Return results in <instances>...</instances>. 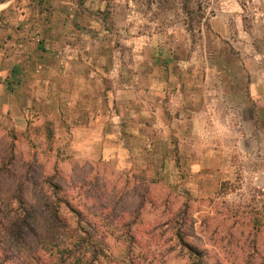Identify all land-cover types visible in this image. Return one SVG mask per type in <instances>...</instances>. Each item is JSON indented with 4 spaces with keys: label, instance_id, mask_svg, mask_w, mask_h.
Segmentation results:
<instances>
[{
    "label": "rangeland",
    "instance_id": "1",
    "mask_svg": "<svg viewBox=\"0 0 264 264\" xmlns=\"http://www.w3.org/2000/svg\"><path fill=\"white\" fill-rule=\"evenodd\" d=\"M19 199L31 240L66 202L135 264H264V0L5 4L0 238Z\"/></svg>",
    "mask_w": 264,
    "mask_h": 264
},
{
    "label": "trees",
    "instance_id": "2",
    "mask_svg": "<svg viewBox=\"0 0 264 264\" xmlns=\"http://www.w3.org/2000/svg\"><path fill=\"white\" fill-rule=\"evenodd\" d=\"M19 213L13 212L6 221V227L1 226L3 235L0 238V264H135L132 258L116 256L107 246L95 239L94 235L82 224V214L77 209L69 207L64 202L67 212L60 217L59 211L54 218L59 223L62 234L55 240L28 239L30 224L34 217L29 216V207L21 200H16ZM56 215V216H55ZM60 219V221H59ZM187 248V245H183ZM130 249L125 248L128 253ZM197 256L198 252L189 250ZM191 264H200L191 261Z\"/></svg>",
    "mask_w": 264,
    "mask_h": 264
},
{
    "label": "crops",
    "instance_id": "3",
    "mask_svg": "<svg viewBox=\"0 0 264 264\" xmlns=\"http://www.w3.org/2000/svg\"><path fill=\"white\" fill-rule=\"evenodd\" d=\"M5 7V5H2V6H0V9L1 8H4ZM104 49V51H106L107 52V50H105V47H101V46H99V50L101 51V50H103ZM41 52L40 53H42V58L43 57H45V56H47L50 52H49V49L48 50H44L43 48H42V50H40ZM109 51V50H108ZM40 59V58H39ZM30 68H31V72L32 73H30L31 75H30V77H29V81H31V82H38L39 83V78L37 77V75H38V73H42L44 70H46V66L44 65V64H41V63H32L31 62V65H30ZM34 76H35V78H34ZM42 84H44V83H42ZM259 84L258 83H251L250 84V90H251V98H253V97H257V91L259 90L258 88H259ZM255 92V93H254Z\"/></svg>",
    "mask_w": 264,
    "mask_h": 264
},
{
    "label": "water",
    "instance_id": "4",
    "mask_svg": "<svg viewBox=\"0 0 264 264\" xmlns=\"http://www.w3.org/2000/svg\"><path fill=\"white\" fill-rule=\"evenodd\" d=\"M9 1L10 0H0V6L7 4Z\"/></svg>",
    "mask_w": 264,
    "mask_h": 264
}]
</instances>
